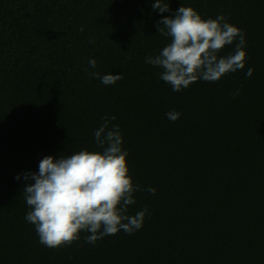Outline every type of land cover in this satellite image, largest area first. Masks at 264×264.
Masks as SVG:
<instances>
[{"label":"trees","instance_id":"obj_1","mask_svg":"<svg viewBox=\"0 0 264 264\" xmlns=\"http://www.w3.org/2000/svg\"><path fill=\"white\" fill-rule=\"evenodd\" d=\"M167 2L159 13L154 0H0V264H264V0ZM181 4L243 31V70L178 92L159 78L145 58L169 42L157 22ZM105 116L141 186L128 212L147 208L143 226L49 248L25 220L23 174L46 155L100 150Z\"/></svg>","mask_w":264,"mask_h":264},{"label":"clouds","instance_id":"obj_2","mask_svg":"<svg viewBox=\"0 0 264 264\" xmlns=\"http://www.w3.org/2000/svg\"><path fill=\"white\" fill-rule=\"evenodd\" d=\"M152 7L159 13L171 11L167 0H154ZM157 33L170 40L157 55L147 56L145 63L161 69L159 78L173 91L198 80L216 82L225 74L245 68V35L223 14L204 19L194 8L181 4L171 15L161 17ZM233 44V52L220 55ZM96 63L95 59L88 61L93 69ZM252 73L249 67L245 74L250 77ZM91 76L104 85L123 79L119 73L92 72ZM238 94L237 91L234 95ZM180 115L175 110L166 113L172 122ZM115 119L102 117L103 123L93 132L100 150L84 149L59 157L46 155L39 161L37 172L23 174L27 183L21 192L30 209L25 220L35 226L41 244L49 248L70 245L82 231L88 233L86 242L95 244L105 236L121 230L130 235L143 226L147 208L134 215L128 212L129 206L136 203L134 193L141 186L134 184L128 174V153L122 148L120 127H110ZM146 191L155 194L156 189L148 187Z\"/></svg>","mask_w":264,"mask_h":264}]
</instances>
